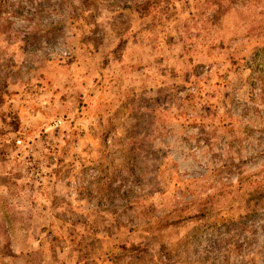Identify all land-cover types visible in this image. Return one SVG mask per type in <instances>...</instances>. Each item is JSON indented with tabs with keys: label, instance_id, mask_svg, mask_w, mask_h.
<instances>
[{
	"label": "rangeland",
	"instance_id": "1",
	"mask_svg": "<svg viewBox=\"0 0 264 264\" xmlns=\"http://www.w3.org/2000/svg\"><path fill=\"white\" fill-rule=\"evenodd\" d=\"M257 53L264 0H0V264H264Z\"/></svg>",
	"mask_w": 264,
	"mask_h": 264
},
{
	"label": "trees",
	"instance_id": "2",
	"mask_svg": "<svg viewBox=\"0 0 264 264\" xmlns=\"http://www.w3.org/2000/svg\"><path fill=\"white\" fill-rule=\"evenodd\" d=\"M261 56V54H255L254 55V57H256V58H261L260 57ZM261 60H263V62H261V65H260V67L261 68H264V56L261 58ZM13 212V213H12ZM16 216H15V215ZM11 217H15V218H19V215L17 214V212H14V211H11V214H9V219L11 218ZM13 223V222H12ZM11 253L14 255V256H16V257H11L12 259H11V262H16L17 264H27V260H23V258L21 257V256H23V255H27V254H23V255H21V256H19V255H16V250L15 249H11Z\"/></svg>",
	"mask_w": 264,
	"mask_h": 264
}]
</instances>
